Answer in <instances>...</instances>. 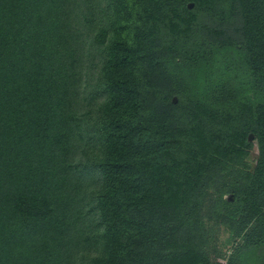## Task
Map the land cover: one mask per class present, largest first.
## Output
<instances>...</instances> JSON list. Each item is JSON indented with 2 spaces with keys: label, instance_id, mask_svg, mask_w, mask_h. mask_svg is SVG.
<instances>
[{
  "label": "trees",
  "instance_id": "1",
  "mask_svg": "<svg viewBox=\"0 0 264 264\" xmlns=\"http://www.w3.org/2000/svg\"><path fill=\"white\" fill-rule=\"evenodd\" d=\"M221 9L220 0H0V264H153L158 233L208 168L256 143L236 201L245 220L264 215V101L233 143L208 133L200 114L211 111L195 103L185 160L175 155L186 133L171 135L169 112L149 108L184 107L151 81L164 39L236 47L264 90V0ZM188 247L170 264H206Z\"/></svg>",
  "mask_w": 264,
  "mask_h": 264
},
{
  "label": "rangeland",
  "instance_id": "2",
  "mask_svg": "<svg viewBox=\"0 0 264 264\" xmlns=\"http://www.w3.org/2000/svg\"><path fill=\"white\" fill-rule=\"evenodd\" d=\"M227 1L220 0L221 10H227ZM198 43L196 39L178 44L164 39L153 59L151 76L155 80L151 77V81H157L158 95L175 104L184 103L178 110L163 109L154 95L157 102L149 104L150 109L160 105L159 110L169 112L171 135L186 133L175 155L178 160H185L191 152L187 129L193 126L195 103L211 111V117L200 114L208 133L221 142L233 143L229 137L250 126L249 107L264 101V90L251 75L241 51L212 42L199 49ZM258 159L256 143L242 158L228 157L208 168L201 183L191 189L190 204L168 217L167 229L158 233L161 244L153 264H165L162 255H168L166 264H170L193 250L188 246L195 248L206 264H264V215L245 220L243 204L236 201L250 186ZM260 201L264 203V198ZM250 236L255 240L250 241Z\"/></svg>",
  "mask_w": 264,
  "mask_h": 264
},
{
  "label": "water",
  "instance_id": "3",
  "mask_svg": "<svg viewBox=\"0 0 264 264\" xmlns=\"http://www.w3.org/2000/svg\"><path fill=\"white\" fill-rule=\"evenodd\" d=\"M190 7L192 8V7H193V5L191 4V5H190ZM249 139H250V142H251V141H253V140H254V135H253V134H251Z\"/></svg>",
  "mask_w": 264,
  "mask_h": 264
}]
</instances>
